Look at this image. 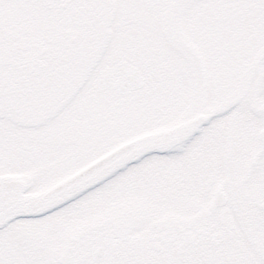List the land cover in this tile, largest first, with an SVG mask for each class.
Listing matches in <instances>:
<instances>
[{
  "label": "snow or ice",
  "instance_id": "6c2138e0",
  "mask_svg": "<svg viewBox=\"0 0 264 264\" xmlns=\"http://www.w3.org/2000/svg\"><path fill=\"white\" fill-rule=\"evenodd\" d=\"M0 264H264V0H0Z\"/></svg>",
  "mask_w": 264,
  "mask_h": 264
}]
</instances>
